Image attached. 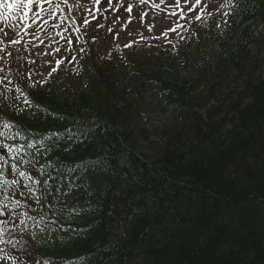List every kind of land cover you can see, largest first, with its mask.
<instances>
[{
  "label": "trees",
  "instance_id": "obj_1",
  "mask_svg": "<svg viewBox=\"0 0 264 264\" xmlns=\"http://www.w3.org/2000/svg\"><path fill=\"white\" fill-rule=\"evenodd\" d=\"M224 1L229 15L208 14L175 50L91 46L79 73L38 83L28 106L0 95V121L43 146L0 158V191L26 201L41 171L93 166L39 205L12 249L47 264H264V0ZM151 91L168 125H150L162 118ZM37 222L52 233L35 240Z\"/></svg>",
  "mask_w": 264,
  "mask_h": 264
},
{
  "label": "rangeland",
  "instance_id": "obj_2",
  "mask_svg": "<svg viewBox=\"0 0 264 264\" xmlns=\"http://www.w3.org/2000/svg\"><path fill=\"white\" fill-rule=\"evenodd\" d=\"M164 1V0H163ZM74 5L78 2V0H73ZM87 6H89V0H86ZM142 3L144 6L140 7L136 14L132 17H130L128 21L131 19H135L136 22L131 25L128 24H121L119 20H121V17L119 15L113 14H107L102 17V23L100 26V39L104 40V37L109 34H116L118 36V42L120 43H130V42H138V38L146 37L147 35H156L157 37H152V40L156 43L164 41H168L170 44L171 38H178L180 36L185 35L187 31L188 24L184 21V17L188 16L187 9L195 3V0H190L189 4H185L183 0H178V4L174 5L172 0L166 4H162V2L156 0L155 2H150L148 0H142ZM162 4V5H161ZM181 9H183V15L181 16ZM200 7L198 4H196L194 11H199ZM91 10L88 9H77L76 6H70L65 7L63 9V14L65 17H67L68 21H72L73 13H75V16L79 17L80 19L82 16H91ZM145 13V14H144ZM173 13L176 14V17H179L178 23L183 24V28L177 27V19L173 16ZM59 17L58 16H51L49 17L50 21H56ZM171 21V27L177 28L176 33H172L169 31V22ZM22 20L20 19H9L8 23L12 24L14 23V31H11L12 34H15L16 36H19V38H28V37H35V33H32L30 35L27 31H32L31 28L22 30ZM50 24V22H48ZM52 25V24H51ZM127 26V27H126ZM139 27L140 29H134L133 27ZM126 27V30H125ZM131 27V30L129 29ZM108 30L107 34L104 32ZM69 33L71 35L76 34V30L72 27L69 28ZM14 35V36H15ZM5 38V37H3ZM112 40V38L110 37ZM109 39V40H110ZM157 39V40H155ZM6 40V39H4ZM16 41V40H15ZM109 43H111L109 41ZM59 41H56L55 43H51L50 47H44L43 49H40L37 51V48L34 47L30 54V59L36 60L37 63L35 64V67L39 68L40 66H49L51 65V61L53 56V49L52 47L54 45H58ZM33 45L35 46V42H33ZM52 46V47H51ZM172 46V45H171ZM31 46H28L30 49ZM27 48V47H26ZM48 50V54H44V49ZM23 54L25 52H22ZM55 57H57L55 55ZM150 95H148V98ZM151 98V97H150ZM158 113L160 116H163L162 108L159 107ZM157 114V113H156ZM167 114L165 113L164 116ZM164 116L159 121L157 116L153 118V120L150 122V125L152 127L160 126L161 122L164 121ZM0 261H4V256L0 255Z\"/></svg>",
  "mask_w": 264,
  "mask_h": 264
},
{
  "label": "snow or ice",
  "instance_id": "obj_3",
  "mask_svg": "<svg viewBox=\"0 0 264 264\" xmlns=\"http://www.w3.org/2000/svg\"><path fill=\"white\" fill-rule=\"evenodd\" d=\"M52 0H0V18H8V19H20L24 20L25 22L31 21V23H36L37 20H39L40 13L44 11V5L45 4H51ZM106 3L111 5V0H105ZM173 4H178V0H172ZM185 4H189L190 0H183ZM200 0H195V3L192 4L187 11L193 12L195 9L196 4H199ZM96 3L99 4L100 0H96ZM34 6L37 7L39 10L35 12L33 15ZM126 9L128 12L132 11V7L126 6ZM183 15V9H181V16ZM173 16L176 17V14L173 13ZM197 20L200 19V16L195 17ZM93 19H96L95 16H93ZM177 19V27L183 28V24H179L178 20L179 17H176ZM81 22L85 25H88L91 27L90 21L83 17L81 18ZM44 23H47V21H44ZM96 26L100 27L99 20L96 21ZM169 31L172 33H176L177 28L171 27V21L169 22ZM95 38V37H93ZM43 43V41H41ZM72 43L71 41L65 40V49L64 54L61 56V49L57 48L55 50L56 56H61L60 59H56L55 56L52 58L51 66H50V72L49 75L52 76V79H56V73L63 71V65L65 63H71L75 56L73 55V49L68 47V45ZM126 47H131V45H126ZM83 48L76 49V52H82ZM68 140L72 141L73 143H79L81 140L80 136H77L75 139L70 135L68 136ZM51 150V149H50ZM93 167L90 164L84 163L82 165L74 164L71 169H69L66 172H60L58 168L54 167L53 171L56 172V177H53L52 172H48L47 174L43 173L41 171L40 175H42L44 178L37 181V183L41 186V194L40 197L36 198V203L39 205H43L44 200L51 199H61V196H58L57 193H60L63 189H66L67 191H71L73 188H79L84 185V181L86 177L83 175V172H86L88 169ZM77 168H82L81 175H75V171ZM25 173L21 172L20 175H24ZM35 175V173H34ZM49 179L53 180V186L50 189L47 187ZM80 180L81 183L77 184L76 181ZM60 186H57V185ZM54 207V205H52ZM91 207V205H89ZM60 212H63V209L60 210ZM71 212L69 213V215Z\"/></svg>",
  "mask_w": 264,
  "mask_h": 264
}]
</instances>
